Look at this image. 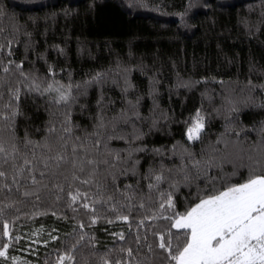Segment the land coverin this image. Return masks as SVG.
<instances>
[{"label":"trees","instance_id":"trees-1","mask_svg":"<svg viewBox=\"0 0 264 264\" xmlns=\"http://www.w3.org/2000/svg\"><path fill=\"white\" fill-rule=\"evenodd\" d=\"M21 63L27 80L15 67ZM97 73L106 75L86 84ZM33 80L81 88H73L74 101L56 104L55 93L28 91ZM0 85V105L9 89L21 91L14 138L22 149L26 139L52 140L49 128L59 132L68 120L73 138L98 158L119 155L114 167L99 165L88 185L72 180L71 170L67 180H45L39 200L23 196V187L0 191V246L9 243L4 222L12 237L0 264H57L69 252L75 259L65 264H171L158 235L171 233L174 246L184 237L161 218L173 214L160 207L168 194L184 212L197 195L243 182L246 157L264 150V0H0ZM197 112L205 127L190 141ZM227 142L243 149L241 160H230ZM77 190L88 200L73 203L69 193ZM93 200H101L94 213L81 207ZM124 215L127 222L118 219ZM128 248L132 256L122 251Z\"/></svg>","mask_w":264,"mask_h":264},{"label":"snow or ice","instance_id":"snow-or-ice-1","mask_svg":"<svg viewBox=\"0 0 264 264\" xmlns=\"http://www.w3.org/2000/svg\"><path fill=\"white\" fill-rule=\"evenodd\" d=\"M8 63L11 65L14 62L9 61ZM15 67L20 75L27 80L28 77L22 71L23 64H16ZM2 70L8 73L10 68L4 67ZM50 75H55L51 69ZM105 75L97 73L86 84L99 82ZM27 88L29 92H36L41 96L55 93L53 100L56 104H68L70 100H75L73 88L79 90L81 85L72 83L65 85L59 81H53L41 88L40 83L33 80ZM9 96V100L0 105V121L4 122L3 126H0V191L6 189L11 192L13 186H16V191L19 192L23 187L26 189L23 196H35L39 200V193L49 188V185L44 183L45 180H52L60 176L67 180L65 172L71 170L72 180L88 185L92 183L99 165L114 167L113 160H119L118 154L113 159L107 158L112 157L110 151L105 153L106 158L103 159L94 155L85 140L80 137L73 138L68 120L65 121V126L59 132L54 125L49 128L52 140H46L41 144L26 139L23 141L22 149L20 143L14 138L15 119L22 115L19 109L20 89H9ZM3 99V93L0 92V101ZM13 102H15V106ZM99 127H106L102 118ZM204 127V118L197 112L187 130L188 139L190 141L200 140ZM8 128H11V136L5 135V129ZM94 135L97 139L93 141L92 148L98 150L103 137L99 132ZM104 147L106 148L107 145L105 144ZM38 149H42V151L38 153ZM248 160L250 163L246 167L249 175L243 182L228 183L225 181L222 190L212 194L206 193L203 196L197 195V202H194L184 212L175 211L176 205L172 193L168 194L166 204L162 203L160 207L161 209L165 207L172 209L173 214L161 218L170 220L171 228L176 229L184 237L182 243L174 246L171 233H169L170 238L167 239L163 234L158 235L157 246L166 253V259L171 264H264V150L256 158L249 156ZM5 165L7 168L4 167ZM193 167L198 168L199 161H196ZM9 170L11 174H9ZM81 174L86 175L82 176ZM161 179V176H156L157 181ZM184 179L186 182H190L187 175ZM208 179L214 186L216 178L208 177ZM29 184L31 190H28ZM56 187L59 191H63L59 185ZM173 187L177 191L179 190L175 185ZM69 195L73 203L81 199L87 201L89 198L87 192L82 193L79 190L75 193L70 192ZM99 202L101 200H93L92 204L84 202L81 207L94 213L96 210L93 205ZM118 219L127 222L129 218L124 215ZM96 222L97 219L94 216L91 223L95 224ZM80 227L83 228L84 225L81 224ZM3 235L9 238V243L0 246V258L7 260L12 240L8 222L3 224ZM117 235L121 240L124 239L122 233ZM52 238L56 239V237ZM83 239L84 237L81 236L80 240ZM78 244L79 241H77ZM77 245H73L72 248L75 249ZM148 248L151 250V245H148ZM122 251H126L128 256H132L131 248L122 249ZM74 259L75 257L69 252L60 255L57 264H65L66 260L73 261ZM104 264H123V262L106 259Z\"/></svg>","mask_w":264,"mask_h":264},{"label":"rangeland","instance_id":"rangeland-1","mask_svg":"<svg viewBox=\"0 0 264 264\" xmlns=\"http://www.w3.org/2000/svg\"><path fill=\"white\" fill-rule=\"evenodd\" d=\"M193 119H194V117H193ZM193 119L191 120V122H190V126H191V124H192V122H193ZM189 126V127H190ZM188 127V128H189ZM188 128H187V130H188ZM186 138L188 139V135H187V131H186ZM189 140V139H188ZM235 147H237V146H235V145H231L230 144V142H227L226 144H225V148H224V150L230 155V160L231 161H235L236 160V162L237 161H239V160H241V158H243V156L241 157L240 156V153H242L243 152V149H240L239 147H237V151L235 152ZM238 149H240V150H238ZM245 152V151H244ZM252 153H254V152H252ZM253 156V155H252ZM246 158H248V156L246 157ZM246 159H245V157H244V161H245ZM246 162H247V160H246ZM188 164H192V163H190V162H188ZM193 165V164H192Z\"/></svg>","mask_w":264,"mask_h":264}]
</instances>
